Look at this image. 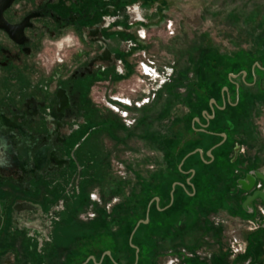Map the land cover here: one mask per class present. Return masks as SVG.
I'll list each match as a JSON object with an SVG mask.
<instances>
[{"label":"rangeland","instance_id":"1","mask_svg":"<svg viewBox=\"0 0 264 264\" xmlns=\"http://www.w3.org/2000/svg\"><path fill=\"white\" fill-rule=\"evenodd\" d=\"M112 1L115 66L91 82L81 134L86 141L78 150L83 167L35 193L0 186V205L8 201L14 227L10 233L2 229L5 214L0 249L10 248L20 232L41 237L38 252L51 244L53 221L44 231L47 222L24 215L47 205L41 214L59 207L54 216L73 230L71 241L93 240L99 235L94 231L110 234L114 241L107 247L123 264L136 262L130 238L147 214L149 223L132 238L142 249L137 264H264V201L252 200L264 193L258 178L264 176V0ZM75 43L70 32L47 40L38 49L37 72L48 73L74 52ZM211 100L223 109L214 107L208 121L203 113L212 116ZM196 150L202 156H189ZM252 177L255 186L245 191L242 182ZM174 184L187 186L191 197L177 185L172 202ZM17 214L33 219L17 221ZM18 247L24 250V242ZM12 263L6 254L2 264Z\"/></svg>","mask_w":264,"mask_h":264},{"label":"flooded vegetation","instance_id":"2","mask_svg":"<svg viewBox=\"0 0 264 264\" xmlns=\"http://www.w3.org/2000/svg\"><path fill=\"white\" fill-rule=\"evenodd\" d=\"M6 1L0 0V186L28 194L83 167L85 105L91 82L115 66L117 18L112 0H13L5 8ZM69 32L74 52L38 73V49ZM42 207L24 215L36 214L48 231L59 207L51 206L49 216ZM105 253L84 264L112 262Z\"/></svg>","mask_w":264,"mask_h":264},{"label":"trees","instance_id":"3","mask_svg":"<svg viewBox=\"0 0 264 264\" xmlns=\"http://www.w3.org/2000/svg\"><path fill=\"white\" fill-rule=\"evenodd\" d=\"M219 108H221V106H219ZM204 133L210 136L221 137L219 134H214L211 132L204 131ZM214 147L215 146H212L211 149H213ZM220 148L221 147L217 149L219 150ZM206 157H207V153H206ZM211 159L212 157L208 158V161H211ZM200 160L203 164L207 165V162L203 158ZM196 173L197 171H195V174ZM187 188H188L187 186L179 187V189L181 190V193H183L184 196L189 198L191 196H190V193H188ZM119 193H120V190H116L114 192V194H119ZM175 200H176V195H175ZM7 203L8 201H6V199L1 200L0 228L2 227L1 219L4 218L6 214L8 219L6 221V224L3 225L2 229L5 228V230L10 233L14 229V227H12L10 223L11 220L9 222L10 217H12L13 215V211H12V208H9V204L7 206ZM6 206L7 208L5 209L6 210L5 211L4 208ZM43 206L45 207V210H46L47 205H43ZM169 206H170V202H169ZM174 206L175 204H173L169 209L170 210L173 209ZM155 211L157 212L158 215H163V213L161 212V208L157 207L156 205H155ZM145 219L146 217L143 218V220ZM102 221H106V218H102ZM139 221L141 220H138V222ZM54 226L55 227H53V235L51 239V244L45 243L43 246V250L39 252L37 250V246H38V243L41 237L39 236L37 237L30 236L31 238H28L27 236L23 237L21 235L22 232H20L19 234H15L17 237V240H12L11 242L12 246L10 248H7V250H3V251L2 249H0V264L3 263L5 256L8 253H11V255L13 256L12 264H84V262L90 256H95L97 260H100L106 251H111L113 259L115 260L117 264H123L122 258H120V256L116 254L115 249L112 250L111 248L109 249V247H107L109 242H112V240L114 241V239L112 238L110 234H106V233H102L101 235L96 234L97 236L93 240L82 239L80 236H78V238L75 241H71V239H69L71 238L69 237V234H71L73 230L68 228V226L65 224L64 221L58 220L54 222ZM93 233H95V231ZM137 234L138 233L136 232L133 239H135ZM58 240H60V242H57ZM22 242H24L25 244L24 250H22L21 247H18V245L22 244ZM137 247L140 249V256H141L142 249L140 248V246H137ZM129 248L130 250H134L130 244H129ZM130 263H132V261L128 260L126 264H130ZM139 263H140V259H139ZM89 264H92V263L90 262ZM103 264H113V263L108 258H105Z\"/></svg>","mask_w":264,"mask_h":264},{"label":"water","instance_id":"4","mask_svg":"<svg viewBox=\"0 0 264 264\" xmlns=\"http://www.w3.org/2000/svg\"><path fill=\"white\" fill-rule=\"evenodd\" d=\"M12 1H13V0H7V1H6L5 8H7V7L12 3ZM3 10H4V8H1L0 18H1V16H2V11H3ZM2 18H3V17H2ZM259 68H260V67H259ZM243 76H246V73H243ZM232 77H235V76H232ZM223 91H224V92H227L228 89H227V88H224ZM214 107H217L218 109H223V108H219V107L217 106L216 101L211 100V101H210V108H211L212 111H213L212 116H208V113H207V112H204V113H203V116H204L208 121L214 118V117H213V116H214ZM195 122H196V123H199L200 121H199V119H195ZM222 138H223V139H226V136H225V135H222ZM218 146H220V145H218ZM218 146H217V147H218ZM211 152H212V150L209 151V152L207 153V156H208V157H211ZM196 153H199V154L202 156V151H201V150H196L195 152L189 154V156H190V155H193V154H196ZM189 156H187V157H189ZM183 162H184V161H183ZM183 162H182V164H183ZM182 164H181V165H182ZM191 173H192V175L195 174L194 171H192ZM258 178H260V179H262V180L264 181V176L258 175ZM249 182H250L249 184H247V182H242L243 189H244L245 191H251V190L254 188L255 183H256V178H255V177H252V178L250 179ZM188 184H189L190 186L193 187V185L190 183V180H188ZM177 185H180L181 187H184V185H181V184H174V185H173V191H172V202H173V199H174V197H173V193H174L175 187H176ZM256 199H261V200L264 201V193H262V192H257V193H255V195H254V197H253L252 200H256ZM154 201H155L157 204L159 203V199H158V198H155ZM152 202H153V201H152ZM152 202H151V203H152ZM149 210H150V206H149V208H148V213H149ZM148 223H149V216H148V214H147V218H146V220H145V221H139V223L137 224V226H136V228H135V230H134V232L132 233L131 238H130V245H131L132 248H134V249L136 250V262H135V264L138 263V260H139V252H140V250H139V248L135 247V246L132 244V238H133V236H134L136 230L138 229V227H139L141 224L147 225ZM104 256L109 257V258L112 260L113 264H117V263L113 260V258H112V256H111V253H110V252H106ZM90 260H92V261L95 262V259H94L93 257H90V258L87 260V262H89ZM87 262H86V263H87ZM101 263H102V260H101V262L98 263V264H101Z\"/></svg>","mask_w":264,"mask_h":264},{"label":"built area","instance_id":"5","mask_svg":"<svg viewBox=\"0 0 264 264\" xmlns=\"http://www.w3.org/2000/svg\"><path fill=\"white\" fill-rule=\"evenodd\" d=\"M118 101V100H117ZM120 103H123V102H121V101H119ZM127 104V103H126ZM128 105H130V104H128ZM112 107V110L113 111H115V112H120L119 111V107L118 106H111ZM123 115H124V117H128V114L127 113H123ZM260 187V186H259ZM92 196V199H93V201L94 200H97L98 199V196L96 195V193H94V194H92L91 195ZM240 251H242V248L239 246V248H235V253H239Z\"/></svg>","mask_w":264,"mask_h":264},{"label":"crops","instance_id":"6","mask_svg":"<svg viewBox=\"0 0 264 264\" xmlns=\"http://www.w3.org/2000/svg\"><path fill=\"white\" fill-rule=\"evenodd\" d=\"M158 177V176H157ZM164 177H168V174L167 175H165ZM103 232H95V234L94 235H96V234H102ZM120 238V237H119Z\"/></svg>","mask_w":264,"mask_h":264}]
</instances>
